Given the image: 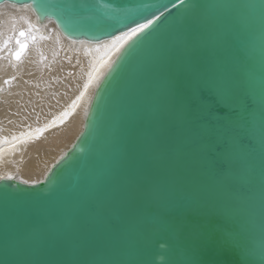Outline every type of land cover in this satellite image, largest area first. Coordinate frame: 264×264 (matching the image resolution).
Returning <instances> with one entry per match:
<instances>
[{"label": "water", "instance_id": "95a60500", "mask_svg": "<svg viewBox=\"0 0 264 264\" xmlns=\"http://www.w3.org/2000/svg\"><path fill=\"white\" fill-rule=\"evenodd\" d=\"M128 38L37 183L0 178V264H264V0H0Z\"/></svg>", "mask_w": 264, "mask_h": 264}, {"label": "bare ground", "instance_id": "6f19581e", "mask_svg": "<svg viewBox=\"0 0 264 264\" xmlns=\"http://www.w3.org/2000/svg\"><path fill=\"white\" fill-rule=\"evenodd\" d=\"M121 35L72 40L54 20H38L30 5L0 4V178L42 181L71 149L129 38L118 41Z\"/></svg>", "mask_w": 264, "mask_h": 264}, {"label": "snow or ice", "instance_id": "6c2138e0", "mask_svg": "<svg viewBox=\"0 0 264 264\" xmlns=\"http://www.w3.org/2000/svg\"><path fill=\"white\" fill-rule=\"evenodd\" d=\"M151 24H152V21H151V20H148L146 23H139V24L136 25V27L131 28V29L129 30V32H127V33H123L120 37H117L116 39L119 41V40H124V39L127 38V37H131V36H133V35H136L138 32H141V31H143L144 29L149 28V26H150ZM20 35H21V36H24L25 33H24V32H20ZM17 44L20 45L21 50H23L24 45L21 44L19 40H17ZM19 55H20V52H16V53H15V56H16V57H19ZM40 131H43V130L41 129Z\"/></svg>", "mask_w": 264, "mask_h": 264}]
</instances>
